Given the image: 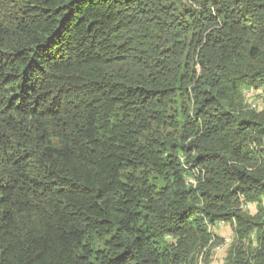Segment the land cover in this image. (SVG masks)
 I'll return each mask as SVG.
<instances>
[{"label": "trees", "instance_id": "16d2710c", "mask_svg": "<svg viewBox=\"0 0 264 264\" xmlns=\"http://www.w3.org/2000/svg\"><path fill=\"white\" fill-rule=\"evenodd\" d=\"M248 88L264 0H0V264H264Z\"/></svg>", "mask_w": 264, "mask_h": 264}, {"label": "rangeland", "instance_id": "374dc122", "mask_svg": "<svg viewBox=\"0 0 264 264\" xmlns=\"http://www.w3.org/2000/svg\"><path fill=\"white\" fill-rule=\"evenodd\" d=\"M248 95L244 94L245 106L249 110H253L256 113H264V97L261 94V89L248 88ZM256 107H253V105ZM196 171V170H195ZM197 172V171H196ZM193 179V178H192ZM192 182L195 183L194 179ZM245 215L248 216H264V196L262 197V203L258 206L257 202H251L246 197L240 198V201L236 205ZM263 210H259V208ZM261 214V215H260ZM236 223L224 222L222 227L214 226V239L210 245V255L206 257V250L199 254L197 264H226L227 256L229 252L239 245L240 241L237 238ZM229 238V241L226 239Z\"/></svg>", "mask_w": 264, "mask_h": 264}, {"label": "built area", "instance_id": "2783aa9c", "mask_svg": "<svg viewBox=\"0 0 264 264\" xmlns=\"http://www.w3.org/2000/svg\"><path fill=\"white\" fill-rule=\"evenodd\" d=\"M244 94L245 95H248V90H245ZM261 94L264 97V88L261 89ZM253 107H256V105L254 104ZM223 225H224V222L223 221H221V222H219L217 224V226H219V227H222ZM226 240L229 241V238H227Z\"/></svg>", "mask_w": 264, "mask_h": 264}]
</instances>
